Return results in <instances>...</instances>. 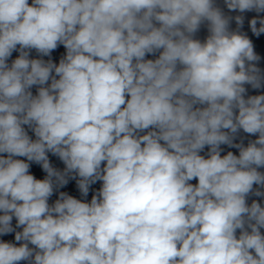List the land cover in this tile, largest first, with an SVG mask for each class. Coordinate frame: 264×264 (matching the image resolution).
<instances>
[{"label": "clouds", "instance_id": "9594fccd", "mask_svg": "<svg viewBox=\"0 0 264 264\" xmlns=\"http://www.w3.org/2000/svg\"><path fill=\"white\" fill-rule=\"evenodd\" d=\"M0 264H264V0H0Z\"/></svg>", "mask_w": 264, "mask_h": 264}]
</instances>
